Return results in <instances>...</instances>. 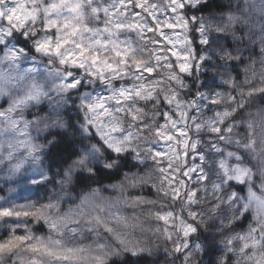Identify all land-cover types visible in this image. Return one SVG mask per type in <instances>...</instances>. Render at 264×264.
<instances>
[{
  "label": "clouds",
  "instance_id": "clouds-1",
  "mask_svg": "<svg viewBox=\"0 0 264 264\" xmlns=\"http://www.w3.org/2000/svg\"><path fill=\"white\" fill-rule=\"evenodd\" d=\"M0 210V264H264V0H0Z\"/></svg>",
  "mask_w": 264,
  "mask_h": 264
},
{
  "label": "snow or ice",
  "instance_id": "snow-or-ice-1",
  "mask_svg": "<svg viewBox=\"0 0 264 264\" xmlns=\"http://www.w3.org/2000/svg\"><path fill=\"white\" fill-rule=\"evenodd\" d=\"M10 215H12V213L10 211L0 210V216H10ZM161 219L163 221L167 222L168 218L167 217H161ZM25 242L26 241L24 238H18L15 241H11L8 245L0 246V248H5V247L10 248L14 245L22 244ZM33 251H43L45 254L50 255V256H54L58 260H63V261H69L72 258V256L74 255V250H72V249L67 250V252H59V251L51 250V249L44 247V246H41V245H34Z\"/></svg>",
  "mask_w": 264,
  "mask_h": 264
}]
</instances>
